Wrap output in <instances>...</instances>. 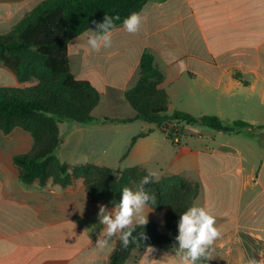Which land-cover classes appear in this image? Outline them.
I'll list each match as a JSON object with an SVG mask.
<instances>
[{"label": "crops", "instance_id": "0c3cea01", "mask_svg": "<svg viewBox=\"0 0 264 264\" xmlns=\"http://www.w3.org/2000/svg\"><path fill=\"white\" fill-rule=\"evenodd\" d=\"M44 1L0 0V36ZM140 14L137 33L123 24L114 28L111 47L98 53L87 45L89 30L69 43L72 73L90 82L101 99L94 122L74 129L60 123L64 142L58 157L70 166L109 168L116 177L138 167L156 171V181L174 176L198 184L193 205L210 211L221 230L213 259L202 264H246L250 255L259 260L264 257V0H151ZM145 52L164 74L160 88L169 96L168 113L246 125L226 133L178 121L161 128L136 119L101 121L135 118L125 94L139 80ZM37 84L21 82L0 63V89ZM33 144L21 128L9 134L0 129V264H109L119 239L97 247L103 204L88 199L83 180L66 187L53 179L32 185L20 180L14 159L30 153ZM145 212L148 222L170 234L166 210L148 206ZM92 225L95 230L85 232ZM153 247L150 259L174 264L173 247ZM144 251H134L126 264H140Z\"/></svg>", "mask_w": 264, "mask_h": 264}, {"label": "trees", "instance_id": "16d2710c", "mask_svg": "<svg viewBox=\"0 0 264 264\" xmlns=\"http://www.w3.org/2000/svg\"><path fill=\"white\" fill-rule=\"evenodd\" d=\"M151 0H46L35 8L12 32L0 36V63L9 68L21 82L36 80L37 85L25 89H0V129L9 134L15 128L29 132L34 140L30 153L16 156L15 166L20 180L32 185L53 179L56 184L69 186L76 179L83 180L88 199L109 208L120 199L122 189L134 188L140 178L147 174L138 167L123 171L116 177L112 170L93 165L70 166L60 161L58 151L64 142L59 125L72 123L77 128L95 121L92 112L99 105L101 95L88 81L78 80L71 70L69 43L97 28L105 15L119 16L115 27L123 24L131 13H141ZM96 22V23H94ZM164 74L157 67L155 57L145 52L141 58L139 80L125 94L126 101L136 112L133 119L117 120L109 117L103 122H130L144 120L157 128L169 121L199 124L222 132H231L236 126L222 122L218 117H193L183 112L169 111L168 93L160 86ZM144 134L132 141L131 147ZM155 195V210H166V225L170 234L162 233L155 222L137 227L133 233L138 237L145 233L147 239L130 244L127 249L118 241L109 264H126L134 251L146 246L176 245L180 214L193 206L199 195V185L180 177H166L146 186ZM205 261L200 262V264Z\"/></svg>", "mask_w": 264, "mask_h": 264}, {"label": "clouds", "instance_id": "9594fccd", "mask_svg": "<svg viewBox=\"0 0 264 264\" xmlns=\"http://www.w3.org/2000/svg\"><path fill=\"white\" fill-rule=\"evenodd\" d=\"M119 16L105 15L102 22L96 23L98 31L89 30L87 45L93 52H100L101 48H109L112 45V30ZM140 13L133 12L123 20V28L130 34L140 30L143 22ZM157 172L148 170L134 188L125 186L117 203L113 204L111 210L105 205L99 206V223L103 225L97 247L110 246V241L116 237L121 246L127 249L130 244H138L145 241L147 236L144 231L134 237L133 233L137 227L144 228L148 223V213L145 209L149 204H156V197L147 190L146 186L153 182ZM96 225L85 229V232L95 230ZM221 238V230L216 227L214 215L205 207L190 206L180 214L178 221V235L175 237L176 245L173 247L174 255L170 256L174 264H200L202 261L213 259L214 244ZM156 249L146 246L140 264H162L161 260L150 259ZM168 256V255H165ZM246 264H264V257L257 260L250 255Z\"/></svg>", "mask_w": 264, "mask_h": 264}, {"label": "built area", "instance_id": "2783aa9c", "mask_svg": "<svg viewBox=\"0 0 264 264\" xmlns=\"http://www.w3.org/2000/svg\"><path fill=\"white\" fill-rule=\"evenodd\" d=\"M174 141L179 142V137L177 136V134H174Z\"/></svg>", "mask_w": 264, "mask_h": 264}, {"label": "rangeland", "instance_id": "374dc122", "mask_svg": "<svg viewBox=\"0 0 264 264\" xmlns=\"http://www.w3.org/2000/svg\"><path fill=\"white\" fill-rule=\"evenodd\" d=\"M196 116L200 115V113L198 112H194ZM173 114V112H169L168 115L171 116Z\"/></svg>", "mask_w": 264, "mask_h": 264}]
</instances>
